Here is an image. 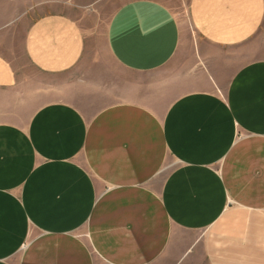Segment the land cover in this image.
I'll return each instance as SVG.
<instances>
[{"label":"crops","instance_id":"1","mask_svg":"<svg viewBox=\"0 0 264 264\" xmlns=\"http://www.w3.org/2000/svg\"><path fill=\"white\" fill-rule=\"evenodd\" d=\"M185 4L0 0V264H264V0Z\"/></svg>","mask_w":264,"mask_h":264},{"label":"rangeland","instance_id":"2","mask_svg":"<svg viewBox=\"0 0 264 264\" xmlns=\"http://www.w3.org/2000/svg\"><path fill=\"white\" fill-rule=\"evenodd\" d=\"M185 3H186L185 6L180 7V9L177 11V15L180 19L183 20V23L185 25H187V29L190 33L189 36L191 39L194 40L198 37V35H197V32L195 31L194 26H193L192 21H191L189 8L187 6V0H185ZM17 58L20 62H22V63L25 62V58L22 56L21 53L18 54Z\"/></svg>","mask_w":264,"mask_h":264}]
</instances>
